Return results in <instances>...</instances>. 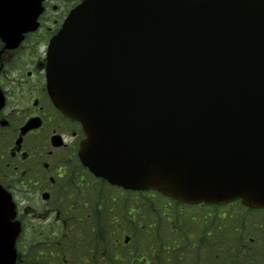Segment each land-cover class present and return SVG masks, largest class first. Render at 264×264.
<instances>
[{
  "label": "water",
  "instance_id": "1",
  "mask_svg": "<svg viewBox=\"0 0 264 264\" xmlns=\"http://www.w3.org/2000/svg\"><path fill=\"white\" fill-rule=\"evenodd\" d=\"M40 1L0 0V35L33 29ZM47 78L96 176L264 208V0H83L50 41ZM14 216L0 185V264L16 260Z\"/></svg>",
  "mask_w": 264,
  "mask_h": 264
},
{
  "label": "flooded vegetation",
  "instance_id": "2",
  "mask_svg": "<svg viewBox=\"0 0 264 264\" xmlns=\"http://www.w3.org/2000/svg\"><path fill=\"white\" fill-rule=\"evenodd\" d=\"M81 1L42 0L34 30L0 36V185L15 203L27 249L63 238L67 200L76 211L90 208V216L98 198L78 158L81 124L57 109L46 78L49 42ZM105 196L114 199L112 191Z\"/></svg>",
  "mask_w": 264,
  "mask_h": 264
},
{
  "label": "rangeland",
  "instance_id": "3",
  "mask_svg": "<svg viewBox=\"0 0 264 264\" xmlns=\"http://www.w3.org/2000/svg\"><path fill=\"white\" fill-rule=\"evenodd\" d=\"M96 182L97 188L99 187V182L98 180ZM104 188L103 190L106 191L107 187ZM98 191L100 192V190ZM140 198L144 200H141L144 204L143 211H139V216L144 221L143 225H140L137 219L132 220V216L126 214V211L122 214L119 211L115 213L116 218L113 219L114 225L110 224L111 220L107 223L105 216L97 215L96 223L98 230L96 231L97 228L95 227L91 235L84 234L82 228L79 229L83 225L79 223L83 220H80L75 225L78 234H80V245L77 247V250L80 251H77L78 253L75 254V250L74 253L72 252V246L76 239L74 235L65 237L64 240L61 241L59 249H54V251L59 253V255H61L60 252L68 254L69 257L67 260H69L71 264H81L80 260L82 256L88 258V251L86 249L87 247L93 246L91 243V241H93L94 247L92 250L94 251L93 253L96 260L93 264H102L97 258L99 259L100 256L105 253L108 255L107 260L113 261L115 264H132L131 260L133 259L135 264H142L144 261L148 262L149 259H154L151 253L162 255L160 252L161 246H159V244L162 245L163 243H167L168 240H177L181 244L184 242L188 243L185 237H182L188 232H192L196 237H201L203 234L201 230L213 227V229H216L215 232L218 233L220 231V235L216 242L221 243L231 240L233 242L236 234L232 235V232H230L228 228L231 226H238L242 222L243 230L247 232L246 236H249V238H256V234L252 231L253 229H264V212H248L243 210L240 205L213 209L204 207H180L178 205L176 206V204H172L169 207L168 214L165 212V215V213L158 214L162 207L159 204L160 198H152L146 196V194L141 195ZM66 204L67 203H65V205ZM122 208L125 207L122 206ZM177 213L182 217H177L175 215ZM206 213H209V216L202 218ZM98 214H100V212H98ZM196 216L198 217L197 224H191L190 217H193L195 220L194 222H196ZM219 216H221V218ZM167 218L169 220L168 223H166ZM203 222H207V227L203 226ZM237 228L239 229V227ZM124 235L130 236V240L127 244L123 243L122 239ZM60 248H62V250H60ZM157 248L159 251H156ZM23 254H25L26 258L21 264H31L38 255L36 250L24 251ZM114 254L121 260L116 261L113 259ZM50 260V264L59 263V260ZM69 262H67V264H69Z\"/></svg>",
  "mask_w": 264,
  "mask_h": 264
},
{
  "label": "trees",
  "instance_id": "4",
  "mask_svg": "<svg viewBox=\"0 0 264 264\" xmlns=\"http://www.w3.org/2000/svg\"><path fill=\"white\" fill-rule=\"evenodd\" d=\"M240 227L239 231L236 228L232 231L236 233L233 242L231 240L217 244L210 238L198 239L186 233L185 236L190 241L188 246L184 243L178 247L172 241L167 245L159 244L162 255L160 257L158 256L160 254L156 255L150 264H264V229H253L256 238H252L253 240L250 238L249 241L252 242L245 245L246 234L243 232L242 223ZM97 260L102 264H115L102 257ZM94 261H96L95 257L92 256L88 264H93ZM82 263L86 262L82 260Z\"/></svg>",
  "mask_w": 264,
  "mask_h": 264
}]
</instances>
